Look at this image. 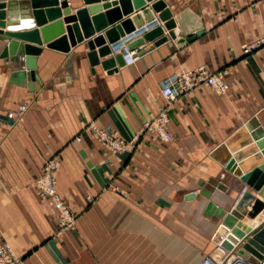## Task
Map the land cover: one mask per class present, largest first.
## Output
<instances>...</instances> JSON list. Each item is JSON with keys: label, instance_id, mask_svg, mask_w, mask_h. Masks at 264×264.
Returning <instances> with one entry per match:
<instances>
[{"label": "crops", "instance_id": "crops-1", "mask_svg": "<svg viewBox=\"0 0 264 264\" xmlns=\"http://www.w3.org/2000/svg\"><path fill=\"white\" fill-rule=\"evenodd\" d=\"M24 1L17 0L12 11L2 9L6 26L1 30L40 28L30 9L22 7ZM118 1L67 0L71 15L96 5L104 12ZM164 2L176 22V36L185 8L200 18L203 34L181 48L170 38L153 46L157 37L134 49L138 54L153 46L133 64L116 63L111 73L90 64L86 38L68 51L43 41L30 69L24 54L0 57V245L10 244L18 264L220 260L228 254L215 242L223 218L246 189L264 200L241 180L254 167L264 170V133H255L264 130V51L243 54L246 44L264 34V0ZM64 18L48 24L78 23ZM62 35L67 33L51 40ZM24 44L20 40V48ZM5 46L0 40V53ZM202 65L209 72L227 71L230 88L217 94L200 84L180 95L168 109L171 141L143 132L133 147L117 152L92 135L95 126L131 140L164 107L163 82ZM23 104L26 110L17 118ZM53 157L59 161L57 191L76 215L74 226L60 234L54 205L35 183L44 161ZM232 157L238 162L234 172L226 169ZM239 222L255 230L264 223V209L253 218L243 214Z\"/></svg>", "mask_w": 264, "mask_h": 264}, {"label": "water", "instance_id": "water-1", "mask_svg": "<svg viewBox=\"0 0 264 264\" xmlns=\"http://www.w3.org/2000/svg\"><path fill=\"white\" fill-rule=\"evenodd\" d=\"M17 0H9V2H1L0 0V28L6 26V12L2 10L9 7L10 11L14 10L17 5ZM99 0H83L85 4L96 2ZM152 0H119L113 2V8L100 12L102 6H89V8H80L71 15V8L67 0H25L23 6L29 8L34 23L39 29L27 28L22 30H1L0 40L6 42V46L0 53L1 58L24 54L25 67L31 68L34 65V58L41 52V45L47 43L49 48H57L61 51H68L70 46H75L82 42L85 38L88 48L87 57L92 66L100 64L103 69L111 73L112 69H116L115 64L124 65L123 57L120 53L114 56L99 61V57L106 56L111 53V48L116 41L133 31H138L143 27H148L142 35L131 41L127 48L133 50L137 47L144 46L146 42L157 38L153 46H158L169 40H175V45L178 48L183 47L186 43L193 41L197 36L203 34L202 22L200 18L189 8H185L179 14L177 23L180 26L179 36H176L173 29L176 26L175 20L172 18L170 9L166 6L164 0H154L149 6L146 2ZM119 4L118 7L115 5ZM103 7H109L104 4ZM133 10H137L131 14L130 18H122L129 15ZM154 13H157V18L162 22V25L156 24ZM64 15V22H78L71 26L63 27L62 21H54ZM90 14V16H89ZM167 34H164V29ZM57 40H51L54 36L62 33ZM98 33L95 35V33ZM40 34L41 37L40 38ZM91 37V38H89ZM20 40L25 41V44L20 48ZM38 45V46H36ZM153 46H145L138 55L149 51ZM96 47L97 50H96ZM21 74L23 71H21ZM26 76L30 77L31 72L28 71ZM256 134L264 133V130H256ZM238 167L237 160L232 157L226 164V169L234 172ZM241 180L253 191L259 192L264 198V170L261 167L244 172L241 175ZM251 205L248 209L247 206ZM264 209V200L257 199L251 190L246 189L241 194L235 206L223 218L222 224L217 229V237L215 242L228 252H236L237 255L248 259L253 264H258L264 255V223L260 224L255 230H250L244 227L239 220L243 214H247L251 218L255 217Z\"/></svg>", "mask_w": 264, "mask_h": 264}, {"label": "built area", "instance_id": "built-area-1", "mask_svg": "<svg viewBox=\"0 0 264 264\" xmlns=\"http://www.w3.org/2000/svg\"><path fill=\"white\" fill-rule=\"evenodd\" d=\"M156 24H159L158 21ZM148 27L143 26L139 31H133L120 37L115 45L111 48L112 55L120 53L124 60V65L133 64L138 59V54L133 50L127 48V45L142 35ZM257 50L264 51V34L252 42L246 44L243 48V54L248 55ZM227 71L219 70L216 72H209L205 66H198L192 70H182L176 74L169 76L161 86L160 92L164 99V107L150 120L145 121L139 133L131 140L126 141L120 137H115L109 132L90 127V131L93 136L98 137L114 151L121 152L135 145L139 134L143 132H154L162 141L169 142L172 140V135L167 131V124L169 122L168 109L172 103L182 94L195 89L200 84H207L217 94H225L229 88V83L225 80ZM27 105H20L15 113L18 118L25 110ZM77 140H80L77 137ZM59 167V161L57 158H49L44 161L42 173L36 178L35 183L37 185L39 194L43 197L50 199L54 205L57 214L58 230L57 234L68 231L71 229L76 221V215L68 208L60 197L56 184L57 180L55 172ZM114 191L120 192L117 187L113 188ZM229 255V256H228ZM20 262L19 256L13 250L9 243L4 242L0 245V264H18ZM201 264H253L248 259H245L239 255H233L228 252L220 260H211L205 258ZM258 264H264V255L261 260H258Z\"/></svg>", "mask_w": 264, "mask_h": 264}]
</instances>
